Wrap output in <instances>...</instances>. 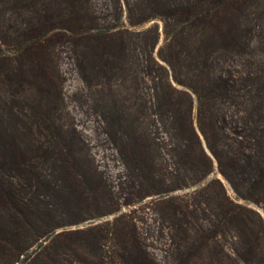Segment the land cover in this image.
Masks as SVG:
<instances>
[{
	"label": "rangeland",
	"instance_id": "1",
	"mask_svg": "<svg viewBox=\"0 0 264 264\" xmlns=\"http://www.w3.org/2000/svg\"><path fill=\"white\" fill-rule=\"evenodd\" d=\"M250 2L195 19L186 0H0V264H264V185L245 191L264 146V104L242 111L248 76L264 98ZM205 58L234 85L201 104L226 176L197 125ZM138 137L149 176L123 154Z\"/></svg>",
	"mask_w": 264,
	"mask_h": 264
},
{
	"label": "trees",
	"instance_id": "2",
	"mask_svg": "<svg viewBox=\"0 0 264 264\" xmlns=\"http://www.w3.org/2000/svg\"><path fill=\"white\" fill-rule=\"evenodd\" d=\"M252 0H192L191 2L186 0V5H188V9L186 13L188 15L194 16L195 19H199L200 16L207 15V13L210 12L213 8H220L224 7L226 4H239L243 8L251 4ZM199 6V11L195 10L196 6ZM199 16V17H198ZM185 17L184 20H187ZM201 35L205 36L207 39L210 40V43L213 44L215 42L214 37L215 36H220L223 38L222 35H228L227 43L233 47L238 44L239 39L242 35L241 32H233V31H225L224 33H221L216 30H202ZM221 34V35H220ZM261 45H264V42L261 43ZM224 49H227L226 46H224ZM197 54L198 56L200 55L201 51L200 49H197ZM213 50L207 51L205 55H208L209 53H212ZM217 63L215 59H213L210 63H207V59L205 58L203 62V67H206L202 71V79H201V85H200V91H201V97L203 98V101L198 103V129L204 136L205 143L209 149V151L212 153L211 155L216 159L218 162V165L221 166V174L226 176L227 170L222 167V162L220 161V156L222 154V151L220 148V141H219V127L216 126L214 120H215V115L213 110H210V115L209 119H207L204 122L202 121V112H201V104H206L208 103H215L216 101H221L225 99H231L233 100V89L234 85L229 82L227 79L222 78L220 76H216L214 72L211 70L212 64L211 63ZM208 64V65H207ZM210 65L209 70L207 69V66ZM248 79L250 80L249 84L244 86V89L246 90V99L248 101V108L244 107L242 111L246 112L248 115V118H250L252 115H259L260 114V108L263 107L264 104V98L261 96L260 93V87L263 85L261 84V79L257 75H252L251 77L248 76ZM235 97V96H234ZM242 103V102H241ZM240 103V104H241ZM187 125V124H186ZM188 132L195 137V139L198 142L197 135L195 130L193 129V126L191 124V121H188L187 125ZM130 140V141H129ZM128 145V151L125 153V157L127 156V160L129 161L130 165L131 162L135 161L136 159H139L138 161L141 162V166H143L144 173L146 175H150L149 170L151 168V163L149 162L150 160V153L151 151L144 146L140 141L139 137L138 138H128V141L126 142ZM125 144V145H126ZM259 146V145H258ZM205 156V154H204ZM254 158H250L248 160L247 166L249 168V172H252L254 170L253 168V163L255 164H261V166L256 169L255 177L251 179L249 186L250 189H246V193L249 195L253 194L256 189L257 191L260 190V187L264 185V146L260 147L258 151H256L255 155L253 156ZM207 158V157H206ZM139 162V163H140ZM140 168V167H139ZM144 181L147 180V177L143 178ZM0 218L2 216L0 215ZM1 222V220H0ZM45 221L41 219V223Z\"/></svg>",
	"mask_w": 264,
	"mask_h": 264
}]
</instances>
